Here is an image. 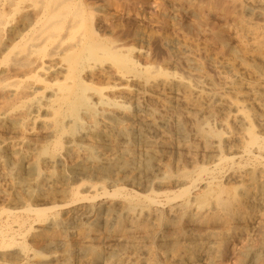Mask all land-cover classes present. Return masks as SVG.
<instances>
[{"label": "bare ground", "instance_id": "1", "mask_svg": "<svg viewBox=\"0 0 264 264\" xmlns=\"http://www.w3.org/2000/svg\"><path fill=\"white\" fill-rule=\"evenodd\" d=\"M89 1L90 0H0V127L4 126V128H6V130L13 131V132L23 131L24 129L21 130V128H19L21 125V122H23L29 118L31 119V117H32L33 123H31V124H38L42 128V129H40V128L39 129L43 131L42 134L45 137H47L49 139L53 137L56 139L54 142V148H55L54 153H48L49 149L46 146H45L46 148L41 147L37 151V153L40 155H48V157L46 159H41L39 157L37 158V153L34 154L31 152V151H33L32 150L33 146H31L29 144L30 142H26L25 140H22L21 143H17V142L16 143L19 147L21 145L24 146L26 150L18 149L17 146H15L16 144H11L8 142L0 141V180H2L13 191V193L8 195V197H7L9 200L8 202L17 203V204L19 203V204H21L20 207H23L20 210H15L13 208L14 211L13 210L9 211V209L5 210L4 207L0 208V264H18V263L24 262L25 260H27L28 264H59L58 259H57L56 255H54V254L51 257H48L47 259H42V260L39 259L38 260L36 258V256L34 258L33 257L31 258L30 257L31 253L29 251H26L25 247H23L22 252L21 251L20 252L13 251V249H14L13 247H15V245L20 243V242L17 243V239L18 238H20V240L25 239V236H28L26 233H28L29 231L30 232L33 231L32 237L34 239L47 242L48 247L56 246L59 248H64V251L62 252L61 256L63 257L64 261H66L65 264H71L68 262V261L71 262L70 257H75L76 255L82 256V254H84L85 256L88 257V260H87L88 264L98 263L99 260L102 258V256H104V254L109 255V258L111 259L110 264H151V263H148L146 258H145V256L149 255L148 251L146 250L145 245H144L145 242H148L147 241L148 239L145 237V234H146L145 231H147L146 229H147L148 225H150L151 223L153 225H156V227L158 226L157 222L159 221V216H160L158 207L161 204V202H159V200H160L159 198L161 196L167 198L166 200L163 199L164 200L163 202L166 203V205L167 204L172 205V209L170 211L172 213V218H173L174 222H177L180 219H183L185 217V214L187 212L186 208H187V205L189 204V202L187 200V196L189 193L188 188L181 190V192L175 194V196L173 198H171L169 196L170 190L172 188H174V186H178L180 183L179 182H171V181L166 182L165 181V180L169 179V177H170L168 170L170 169V165H171V163L169 161L170 157H167L165 151L168 148L170 149L171 147H175L171 141V139L174 138V137H172L174 135V133L176 134L175 130H173V128H172L173 122L177 123L178 127H180L179 128L180 131H182L184 133H187L188 131L191 130L190 127L188 128L189 125L187 126V120L192 119L191 113H188V115L190 114V116L187 115L188 117H186V118L184 116H182L181 114L178 115L177 112L179 110L176 112L177 106H184V109L186 107L189 110L193 106H196V105L200 106V108H202V107L205 108V106L214 107L217 109H221V108L225 109L227 107H230L231 111L233 110L235 112L233 115V119L231 120L232 126L225 123V122H221L220 127H222L226 131L227 134H230L232 129H234V128L235 129L237 128L238 130H240V132L242 131L241 134L243 135L244 139L247 142H246V145L244 147H242L243 149H242L241 153L248 156V157H251L253 159V161L255 162V164H253V165H245L244 167H240V168L234 167L233 168V170H232L233 172H231V174H230V179H231V181L232 180L236 181L239 184V186L237 188L238 192L235 191L237 194L232 197V201L225 200V198L223 197V190L218 185H214L216 182H214L212 180V178H211V181L209 183H207L208 185L206 184L207 186H209V189L207 192H205L200 197L201 201L206 202L210 199H214L216 206L220 207V209H223V212L226 211L225 213H228L227 211L231 210L232 203H234L236 205L235 207H238V210H236V211L234 210V212L231 213L232 217L234 218V220L238 224L242 223V225L246 222L250 223L256 219H260V218H258V214H259L258 212H260V213L264 212V207L263 208L262 207L257 208L258 203L256 201L257 199H255V195H256L257 190L259 189V187L261 188V186L264 185V136L261 132V131H264V124L261 125L262 124L261 122H260L261 124H259L260 116H259V114H257L256 112L253 111V109H255L254 107L256 106V108L259 107L261 110H263V111H261L259 109L258 111L264 112V86H263V84H260V83L254 85V86H249L248 89L246 88L249 91V93L247 94L248 98L245 97L246 100L243 98L241 99L239 96V93L242 91V89H241V91L238 92L239 88L238 89L234 88V85L230 84V82L232 80L230 82H227V81L225 82V78H223L224 81H222V79H220V81L224 82L222 84H224L226 88H229L226 90H230L231 92H233L232 95L233 94L234 95L231 96V99H223L221 97L220 98L219 97H217V98L213 97L210 93L211 90L208 86L204 85V83H202V82H201L202 84H199V85H192L191 83H189V81L190 82L192 81V80H189V78H188L189 81H186V80L181 79V78H179L178 80H174V78H173L171 80L168 79V80L164 81L162 84H160L161 85L160 88L162 90V93H160L158 91L160 96H157V97L151 94L152 91L150 89L147 88V90H145L146 87H145V89L141 88V90H137L135 87H134L135 89H133L131 87H124V86L117 88V89L116 88H110L111 90H109V92H108L109 95L108 94L105 95V94H103V92H99L100 94L97 97L98 98L97 100L99 102H108L111 99V101L116 103V100L118 98H126L138 106H141V105L147 106L148 104L154 105V107L151 105L153 107V109H152V112H153L152 120L147 122L148 121V119H147V121H146L147 123L145 126V128H148L147 129L148 132L153 130L156 133L154 140L149 139V138H151V136L147 137V136L143 135L142 133L139 134V136H140L139 138L141 139L140 142H142L141 145H143L144 149L140 154H137L138 155L137 156L136 152L134 151L136 147L135 148L131 147L132 145L129 144V142H128L129 140L127 139L128 138L127 133L130 132L129 129H131V128H129V126H130L129 124H128L129 125L128 127L125 126L128 128V132L125 131L126 133L120 132L118 135H117V133H116V135H112L111 132L106 131V129H103V130L100 129L98 127V125L96 123H94V124H92L91 128H89V129H88V127L87 128L85 127V129H87V131L85 134H83V136L81 137L80 140L82 141V143H85L86 147L89 149L90 148H95V149L97 148V150L100 149L102 152H106V151L110 152V154H108V155H106L104 153L102 159L98 163L90 161V159H91V158L89 159L90 156L89 157L85 156V155H87L85 153H84L85 154L84 156L81 155L79 150H78V147L74 144V142H72L70 140H68V141L66 140L67 143L66 144L64 143L65 145H67L65 147L66 152L73 159V165H71L72 167L70 166L71 167L70 170H72V174L75 176L74 179L75 178H76V180L78 179L77 180L78 183L72 182L73 185L74 184H80L79 179H85L86 182L84 180H82V182H83L82 185H79V186L74 185L75 187L71 188V187H69V183H70V181L73 180V178H69L67 174L60 173L57 175L55 172H51V171H49L48 173L46 172V174H43L41 172L42 165H43V167H44V164L53 167V165H52L54 163L53 160L57 159V153L62 148V135H61V133H64V136H65L66 132H64V131L66 129V126H68L67 124H65L66 119L67 118L71 119V121H73V123H75V124H80L81 120H83L81 118V116L79 115V110L82 106H84L86 103H88V100L90 99L88 97L89 85H87V83L83 79V74L90 69L91 63L93 61H96L97 59L101 58V59H110V60L113 59V60L124 61L125 67H136V66H138V62L135 60V57H133L131 55V52L133 50L132 47H130V48L127 47V44L124 42V39L117 37V35H118L117 33L116 34L113 33L110 36H109V34L107 35V33H108L107 29H110V28H108V27L104 28L105 25H104V27L100 26L101 23H99V21H100L99 17H101V16H99V14L100 15H101V13L105 14L106 11L108 10L107 6L104 5L101 7H96L95 4L98 2H95V4H91V3H89ZM104 1L102 0L101 3ZM245 3H246L247 7L250 5L251 9L253 7L255 9L256 8L259 9V12L261 11L260 9H262V11L264 10V0H246ZM108 4L109 3H107V5ZM247 4H249V5H247ZM98 5H99V3H98ZM26 9H28V12L24 13L23 11H25ZM244 10H246V9L244 8ZM236 13H238V12H236ZM256 13H257V11H256ZM18 14L21 15L20 17H18L19 20L17 19V16H19ZM103 14H102V16H103ZM107 17H108V15H107ZM103 18H105V17L103 16ZM104 21L106 22V20H104ZM14 22L16 24L14 26H12V23L14 24ZM104 23L102 22V24H104ZM107 23H108V21H107ZM248 25L249 24H247V26ZM255 25L257 26V24H255ZM256 26H254V27L256 28ZM118 27H120V25L119 26L112 25L113 30L117 29ZM136 28L139 30L138 27H135L134 29H136ZM243 28H245V25ZM263 28H264V26H263ZM143 29H144V27H143ZM257 30H256V32H257ZM259 30H260V28H259ZM142 31H144V30H142ZM252 31L248 32V33L252 34ZM109 32H111V31H109ZM259 32H261V31H259ZM5 33L7 34V37H5L6 41L5 42L3 41L4 42L3 43L2 39H3V36ZM254 33H255V30H254ZM148 34H149V32H148ZM261 35H263V32ZM124 36H126V35H124ZM251 37L253 39L255 37H258V39H259V35L255 36V37H253V36H251ZM256 40H257V38H256ZM260 42L264 43L262 41H260ZM130 43H132V41ZM243 43H244V40H243ZM245 44H246V42H245ZM262 46H264V45L262 44ZM135 47H138V46H135ZM247 47H245V49ZM138 51H140V50H138ZM143 51H141V52H143ZM259 51H260V49H259ZM132 54H133V52H132ZM137 54L138 53H136V55ZM139 58H141V57H139ZM233 58H234V56H233ZM251 58H253V57H251ZM122 59H124V60H122ZM143 59L144 58H142V60ZM236 65L234 67H237L239 64L237 66ZM241 66H243V65H241ZM102 69H103V67H102ZM230 69H232V68H230ZM234 69H236V68H234ZM239 70H240V68H239ZM254 70L256 71V74L258 76H260V78L264 75V50L261 53L260 62L259 61L255 62ZM95 71H97V70L95 69ZM111 71H114V69L112 70V68H111ZM139 72H137V73H139ZM220 73H222V72H220ZM139 74H142V72ZM233 74L231 75L232 77L234 76ZM103 75H105V78H110L108 80H111L112 78L114 79V77L110 76V74H108V73H105ZM257 75L254 74L253 76H257ZM96 76H97V74H96ZM178 76L180 77V75H178ZM101 77H102V75H101ZM116 77H118V76H116ZM253 79H254V77H253ZM258 79L259 78H257V80ZM92 80H93V78H92ZM242 80H240V81L242 82ZM111 81H109V82H111ZM126 81H127V79H126ZM128 81H130V80H128ZM240 81H239V83H240ZM122 82H124V81H122ZM145 82H147V81H145ZM96 83H97V81H96ZM100 84L105 85V83H100ZM119 84H121V83H119ZM128 84H130V83H128ZM131 84H133V83H131ZM131 84H130V86H132ZM140 84H141V82H140ZM154 84L155 83H153L152 85H154ZM96 85H98V84H96ZM121 85H124V84H121ZM112 86H110V87H112ZM148 87H149V85H148ZM226 93H227V91H226ZM94 94H95V92H94ZM245 95L246 94H244V96ZM94 100H95V98H94ZM120 104H122V103H120ZM145 108H147V107H145ZM214 108H211V109H214ZM177 109H179V107ZM211 109H208V110H211ZM104 110H106V109H104ZM189 110H187V111H189ZM107 111H109V110H107ZM134 111H137V110H134ZM141 111H142V109H141ZM181 111H183V109ZM193 111H195V110H193ZM196 111L198 112L197 109H196ZM207 111L205 113H207ZM197 112H195V113L197 114ZM126 113L127 112L125 111L124 114L126 115ZM137 113H139V115H140L141 112L138 111ZM122 115H123V113H122ZM139 115H137L138 118H139ZM147 115H149V113ZM150 115H151V113H150ZM185 115H186V112H185ZM224 115H226V114H224ZM119 116H121V115H119ZM149 116H148V118H149ZM119 118H121V120H123L122 116ZM214 118H216L215 115H214ZM262 118H263V116H262ZM142 119H144V118L142 117ZM202 119H204V118H202ZM210 119H212V118H210ZM85 120H86V118H85ZM138 120H140V119H138ZM197 120H198V118H197ZM205 120L206 119H204V121ZM215 120L220 121L221 119L218 120L216 118ZM224 120H226V118ZM90 121H92V120H90ZM90 121L88 122V124L90 123V125H91ZM156 121H161V122L167 124L169 126L168 131H166V130H165L166 132H163L162 130L159 131L158 128L156 127ZM213 121L214 120L212 119V122H211L212 125L214 123ZM48 122H50V123H48ZM124 122H126V121H124ZM139 122H141V121H139ZM194 122L196 123V120ZM198 122H200V121L198 120ZM134 123H135V121H134ZM108 124L110 125L111 123H108ZM190 124H193V123L190 122ZM71 125H72V122H71ZM71 125H70V127H71ZM136 125H138V124H136ZM119 126L120 125H118V127ZM160 126H162V125H160ZM191 126H194V125H191ZM113 127H115V126H113ZM135 127H137V126H135ZM164 127H166V126H164ZM220 127H218V128H220ZM43 128H44V130H43ZM108 128H110V126ZM115 129H116V127H115ZM115 129H113V130H115ZM176 129H177V127H176ZM118 130H119V128H118ZM133 130L135 131V129H133ZM31 131H32V129H31ZM134 131H132V132H134ZM138 131H139V128H138ZM191 131L194 133L193 136H195V138H197L199 140L200 139L208 140V138H209L208 133L210 130H208L205 125L197 124V125H195V127ZM140 132H142V131H140ZM5 133H7V132H5ZM22 133H24V132H22ZM155 133H154V135H155ZM0 134H2V133H0ZM16 135H18V134H16ZM237 135H239V134H237ZM19 136H21V135H19ZM27 136H29V135H27ZM44 136L42 138H44ZM137 137H136V139H137ZM235 137L240 138L239 136H235ZM21 138H22V136H21ZM37 138H39V137H37ZM42 138H40V139H42ZM9 139H12V138H9ZM193 139H194V137L192 138V140ZM14 140H16V139H14ZM77 140H79V139H77ZM199 140H197V142ZM210 140H211V138H210ZM130 141H131V139H130ZM77 142H80V141H77ZM121 142H122V144H121ZM194 142H196V141H194ZM227 142L229 143V141H227ZM177 143H178V141H177ZM205 144H206V146H209L208 148H210L212 150L217 151L219 149V145H216L217 143H215L214 141H213V143H208V144L205 143ZM38 145H39V143L35 144L36 147H38ZM199 145L201 146V143ZM175 149H177V151L188 152L190 154L195 153L197 151V148L194 145H188V144L183 146V147L176 146ZM52 150H53V148H52ZM200 150H201V148H200ZM255 150H256V152L259 153V155L254 153ZM94 151H96V150H94ZM3 153H6L8 155V160L13 163V166L15 167L14 168V174H12V171L10 172L9 170L6 169L7 164H5V161L2 158ZM236 153L237 152H235V154ZM59 154L61 155V152ZM159 154H161V155H159ZM175 154H176V152H175ZM221 155H223V154H221ZM66 156L67 155H65V157ZM100 156H101V154H100ZM100 156H98V157H100ZM236 156H238V155H236ZM201 157H203V155ZM240 157H242V155H240ZM67 159H69V157H67ZM208 159H210V158H208ZM208 159H207V161H208ZM212 159H214V158H212ZM61 162H63V161H61ZM201 162H202V160H201ZM203 162H204V160H203ZM68 163H70V161ZM162 163H163V167L159 166ZM175 163H174V165H175ZM214 163H215L214 164L215 169H221L224 165H230L231 164V166L232 165L234 166L235 165V159L231 158L230 156L229 157L220 156V158L218 157V159H216V161H214ZM249 163L251 164L253 162H249ZM206 164H208V163H206ZM8 165H10V164H8ZM181 166L183 167V165H181ZM191 166H192V164H191ZM173 167H175V166H173ZM236 167H237V165H236ZM210 168H206V167L201 168L200 172H199L200 174L197 177V180L201 181L204 178L212 177L211 174L213 171L211 172ZM161 169L164 170L165 175H164V178L161 177L163 175H160V177H161L160 179L158 178L159 182H157V183H158V186L160 187V188L158 187L160 189V191L159 190L158 191L153 190L150 192L149 195H147V196L142 195L141 197H137V196L132 195L130 193H129L130 195L128 193L127 194L123 193L122 194L123 195L122 196L123 201L121 203H119L118 209H117L118 212L120 210L124 216V222H123L121 228H123L124 229V230L122 229L123 232L127 236H129V238H131L130 239L131 242H129L131 244L129 245V247L131 249H133L134 251L138 252L139 255H141L140 257H137V258L133 257L132 254H130V255L128 254L127 256L117 255L118 251L116 248L117 247L116 244L123 240V239H117V238H108V239L103 240L97 236L94 239V241H98V244H100L104 248H101L99 246H89V245H86L85 243L84 244L74 243L72 245V247H70V248L65 247L64 238L61 236L62 232L60 233V230L62 229V227H64V224H67L68 221H70V220L72 221V220L77 219L79 217V215H78L79 213L72 211V209L70 210V208L73 207V206H71V205H73V202H79V201L82 202V199H81L82 189L84 188L87 191H89V190L91 191L93 189H96V185H93L90 182V179H97L98 181L101 180L102 182L107 181V180H117L118 179V180H121L125 183L126 182L131 183L130 185L134 184V186H135V183H137V181L141 180L142 177H146L147 175L149 177H152L149 174H153L154 172H156L155 170L161 171ZM181 169H183V168H181ZM12 170H13V167H12ZM50 170H51V168H50ZM66 170H68V169H66ZM60 172H62V170ZM219 172H221V171H219ZM223 175H225V174H223ZM192 176H193V174H192ZM149 177H146V178H149ZM221 177H223V176H221ZM155 178H156V176H155ZM192 179H193V177H192ZM188 180H189V178H188ZM197 180L195 179V181H197ZM216 180L217 179H215V181ZM198 181H197V183H198ZM225 181H227V179ZM206 182H208V181H206ZM5 184H4V186H6ZM193 184H195V182ZM1 185H3V184L1 183L0 186ZM190 185H192V184H190ZM228 185H230V184L228 183ZM101 186H103V185H101ZM136 187L137 186H135V188ZM186 187H187V185H186ZM194 187H195V185H194ZM122 188L123 187H121L120 190H123ZM97 189L99 190V188H97ZM262 189H263V187H262ZM131 190L135 191L134 189H131ZM21 191L23 192V194L21 193ZM1 192L3 194H5L3 191H1ZM136 192L137 191H135V193ZM227 192H229V191H227ZM108 193H107V195H110ZM197 193H199V192H197ZM103 194H104V192H103ZM6 195H7V193H6ZM19 195H21V196L19 197ZM113 195L115 196V194H113ZM104 196H105V194H104ZM104 196H103V198H104ZM118 196H116V197H118ZM227 196H228V194H227ZM84 197H86V196H84ZM100 197H102V196H100ZM106 197H108V196H106ZM64 198H69L72 200V203H70L71 207H68V205L67 206L59 205V206H54V207H50V208H45L48 205H52L54 203L56 204L57 201L59 202V200H63ZM96 198L97 197L95 195V199ZM110 199H112V198H110ZM176 199H182V203L174 205L175 204L174 202ZM189 199H190V197H189ZM3 200H7V199H5V197L0 196V202ZM91 200H92V198H90V201ZM93 200H94V198H93ZM115 200H116V198H115ZM140 200L143 203L147 204L148 207L151 206L154 208L153 209L154 213L153 212H151L152 214L151 213L150 214L144 213L145 214L144 219H140L138 217L139 215H137L138 213L136 214L134 212V208H135L134 205L137 202H139ZM191 202H192V200H191ZM59 204H60V202H59ZM74 204H76V203H74ZM103 204H106V203H103ZM112 204L113 203H111L110 207H112L114 205V204L113 205ZM200 205L204 206L203 204H200ZM214 205L215 204H213V206ZM81 206H84V205H81ZM162 206H164V204ZM86 207H88V205ZM10 208H12V207H10ZM15 208H17V207H15ZM98 208H97V211H98ZM193 208H194L192 211L193 214H190L191 221H194L196 219L199 220V218L204 216V215H200L201 214L200 210H202L204 207L202 208L200 206H196ZM57 209H64L65 211H67V213L70 215V219L69 218L66 219V217H64L65 220H62L61 218H59L60 215L58 216ZM102 209H103V207H102ZM215 209H216V207H215ZM220 209H219V211H220ZM112 210H113V207H112ZM138 210H139V208H138ZM243 210L246 212L248 211L249 214L247 216H245L243 213ZM77 212H80V211L77 210ZM81 212L83 213V211H81ZM88 212H90V211H88ZM90 213H92V212H90ZM112 213H114V212H112ZM217 213H219V212H217ZM108 214H110V213H108ZM112 215H114V214H112ZM210 216H211V214H210ZM222 216H224V215H222ZM107 217H110V216L107 215ZM52 220L54 222H52V224L47 227V224L50 223ZM104 220H106V219H104ZM76 223H77V221H76ZM104 224H105V222H104ZM78 225H80V224H78ZM36 227H38V228H36ZM165 227L167 228L168 226H165ZM192 227H190V228H192ZM199 227H200V225H199ZM70 228H71V226H70ZM121 228H119V230ZM205 228H203V230ZM92 229H94V228H92ZM99 229H101L100 226H99ZM231 229H233V228H231ZM171 230H173V229H171ZM108 231H110V230H108ZM165 231H167V230H165ZM211 231H212V229H211ZM215 232H216V230H215ZM99 233H101V232H99ZM81 234H82V232H81ZM95 234H98V233H95ZM105 234H107V233H105ZM217 234L216 233L208 234L206 237L210 241H209V243H205L202 241L201 237H198L196 235H192V233H191V235L186 237V241H188V244L185 243V245L183 246L182 253L175 252V249H173L172 245H175L177 242V239L173 238L169 241V243H170L169 246L167 248H165L167 250L163 251L162 259L166 262V264H196L199 262H201V263L204 262V264H207V262H209L211 256L213 254H217L219 251L220 247H217V244H218L217 240L219 238L218 237L219 235H217ZM116 235H115V237H116ZM82 236H80V237H82ZM199 239L201 240L200 242H198ZM78 240H79V238H78ZM35 241H33V243ZM83 242H84V240H83ZM254 246H255V244H254ZM17 248H20V246ZM31 249H33V248H31ZM29 253H30V255H29ZM59 253H61V250ZM168 253H170V255L172 256V257L171 256L170 257L173 259L174 262L170 261V259H169L170 257L168 255ZM45 256L43 258H45ZM243 256H245V255H243ZM38 257H40V256H38ZM76 261H77V259H76ZM152 261H154V260H152ZM61 262H63V261H61ZM83 262H78V263L80 264ZM103 263H104V260H103ZM85 264H87L86 260H85ZM219 264H220V262H219Z\"/></svg>", "mask_w": 264, "mask_h": 264}, {"label": "rangeland", "instance_id": "2", "mask_svg": "<svg viewBox=\"0 0 264 264\" xmlns=\"http://www.w3.org/2000/svg\"><path fill=\"white\" fill-rule=\"evenodd\" d=\"M101 1L102 0H90L89 1V3H91V4H95V2H98L99 5H98V3H96L95 4L96 7H101L104 5L107 6L108 10L105 13L106 15L101 13V15L99 14V16H101V17L98 16L100 18V21H99V23H101L100 26L104 27V25H105L104 28H107V27L110 28V29H107V32H108L107 35L109 34V36H110L113 33L114 34L117 33L118 34L117 37L124 39V42L127 44V47H129V48L132 47V49L135 52L132 50L133 54L131 52V55L133 57H135V60L138 62V66H136V67H125L124 61L113 60V59H111V60L110 59H101L100 58V59H97L96 61H93L91 63L90 69L83 74V79L85 80L87 85H89L88 97L90 98L88 100V103H86L84 106H82L79 110V115L81 116V118L83 120H81L80 124H75V123H73V121H71V119H68V118L66 119L65 124H67L68 126L65 125L66 126V129L64 131V132H66L65 136H64V133H61V135H62V148L63 149L61 148V150L57 153V159L53 160L54 163L52 162L53 163L52 165L54 168L49 166V165L44 164L45 168L42 165V169H41V172L43 174H46V172L48 173L49 171L55 172L57 175L60 173L67 174L69 178H73V180L70 181V183H69V187H71V188L75 187V186L82 185L83 184L82 180H84L85 182H86V180L85 179H79L80 184H74L75 186L73 185V183H76V182L78 183V181H77L78 179L77 180H76V178L74 179L75 176L72 174V170H70L72 167L71 165H73V159L66 152L65 147L67 145H65V144L67 143L68 140L74 142V144L78 147V150H79L81 155L84 156L85 154H87L85 156H87V157L90 156L89 157V159L91 158L90 161L98 163L102 159L104 153L106 155L110 154L109 151L102 152L100 149L97 150V148L96 149L95 148L89 149L86 147L85 143H82V141L80 139L83 136V134H85L87 131V129H85V127L86 128L88 127V129H89V128H91L92 124L96 123L100 129H102V130L106 129V131L111 132L112 135H116V133L118 135L120 132H125V131L128 132L127 127L130 125L129 128H131V129H129L130 132L127 133V135H128L127 139L129 140L128 141L129 144L132 145L131 147H134V148L136 147L134 150L136 152V155L140 154L144 149L143 145H141L142 142H140L141 139L139 138L140 137L139 134L142 133L143 135H145L147 137L151 136V138H149L151 140H154V138L156 136V133L153 130H151L152 132L150 130H149L150 132H148V130H147L148 128H145L146 123L152 120V117H153L152 116V114H153L152 109H153L154 105L151 104L153 107L150 104H148L147 106H145V105L138 106L126 98H118L116 100V103L111 101V99L109 100L110 102L109 101L108 102H99L97 100L98 99L97 97L100 94L99 92H103V94L109 95L108 92H109V90H111L110 88H116L117 89V88L124 86V87H131L133 89L136 88L137 90H141V88L145 89V87H146L145 90H147V88L150 89L152 91L151 94L157 97V96H160L159 92L162 93V90L160 88V86H161L160 84H162L164 81H166L168 79L171 80L174 78V80H178L179 78H181V79H184L186 81L192 80L191 82L189 81V83H191L192 85H199V84L204 83V85H206L210 88V90H211L210 93L213 97H216V98L221 97L223 99H231V96L234 95V94L232 95L233 92H231L230 90H226L229 88H226L225 85L222 84V83H224V82H222V81H224L223 78H225V82L226 81L230 82L232 80L230 82V84H233L234 88H237V89L239 88L238 92L241 91V89H242V91L239 93V96L241 99L242 98L245 99V97L248 98L247 94L249 93V91L247 89L249 86H254L258 83L263 84V86H264V75L260 78V76H258L256 74V71L254 70L255 62H257V61L260 62L261 53L264 50V46H262V44L264 45V43L260 42V41L264 42V28H263V26H264V10L262 11V9H260L261 10L260 11L261 13H260L259 9H257V8H256L257 10L254 7L251 9V6L249 4H247V5H249L247 7L246 3H245L246 0H105V1L103 0L104 2H102V3H101ZM107 3H109V4L107 5ZM244 8L246 10H244ZM256 11H257V13H256ZM23 12L27 13L28 9H26ZM236 12H238V13H236ZM102 14L105 18H103ZM18 15L19 16H17V19L19 20L18 17H20L21 15L20 14H18ZM107 15H108V17H107ZM104 20H106V22ZM107 21H108V23H107ZM15 22H14V24L12 23V26H14L16 24ZM102 22L103 23L105 22L106 24L105 23L102 24ZM247 24H249V25L247 26ZM255 24H257V26ZM112 25H114V26L120 25V27L113 30ZM244 25H245V28H243ZM254 26H256V28L258 30ZM135 27H138L139 30L137 28L134 29ZM143 27H144V29H143ZM259 28H260V30H259ZM108 30L111 32H109ZM142 30H144V31H142ZM254 30H255L256 34L254 33ZM256 30H257V32H256ZM251 31H252L253 35L251 33H248ZM259 31H261V32H259ZM148 32H149V34H148ZM262 32H263V35H261ZM124 35H126V36H124ZM258 35H259V39H258V37H255ZM251 36H253L255 38L253 39ZM5 37H7L6 33L3 36L4 40L2 39V42L6 41ZM256 38H257V40H256ZM242 39L244 40V43H243ZM131 41H132V43H130ZM245 42H246V44H245ZM135 46H138V47H135ZM245 47H247V48L245 49ZM259 49H260V51H259ZM138 50H140V51H138ZM141 51H143V52H141ZM136 53H138V54L136 55ZM138 56L141 58H139ZM233 56H234V58H233ZM251 57H253V58H251ZM142 58H144V59L142 60ZM122 60H124V59H122ZM236 64L237 65L239 64V65L237 66ZM235 65L237 67H234ZM241 65H243L244 67ZM107 66L109 68L111 67L112 70L114 69V71H111V68L109 69ZM102 67H103V69L104 68L105 69L103 70ZM238 67L240 68V70ZM230 68H232V69H230ZM234 68H236V69H234ZM95 69L97 71H95ZM137 72H139V73L142 72L143 75L139 74ZM220 72H222V73H220ZM228 72L230 74L234 73L233 74L234 76L232 77L231 76L232 74L230 75ZM105 73L110 74V76L114 77V79L112 78L111 79L112 81L108 80L110 78H105V75H103ZM96 74L98 77L96 76ZM254 74L257 76H253ZM101 75L103 78L101 77ZM178 75H180V77ZM116 76H118V77H116ZM253 77H254V79H253ZM256 77L259 79L257 80ZM92 78H93V80L94 79L95 80L93 81ZM188 78H189V80H188ZM126 79H127V81L128 80H130V81L127 82ZM220 79H222V81H220ZM240 80H242V82ZM96 81H97V83H96ZM109 81H111V82H109ZM122 81H124V82H122ZM145 81H147V82H145ZM239 81H240V83H239ZM140 82H141V84H140ZM152 82L155 84L152 85L153 84ZM95 83L98 84L99 86L96 85ZM100 83H105V85L100 84ZM119 83L124 84V85H121ZM128 83H130V84L133 83V84H131L132 86H130V84H128ZM147 84L149 85V87ZM110 86H112V87H110ZM226 91H227V93H226ZM94 92H95V94H94ZM244 94H246V95L244 96ZM94 98H95V100H94ZM120 103H122V104H120ZM145 107H147V108H145ZM178 107H179V109H177ZM103 108L106 110H104ZM205 108L204 107L200 108V106H198V105L193 106L190 110L186 107L184 109V106H177L176 107V112L179 110L177 112L178 115L181 114L185 118L190 116V114L188 115V113H191L192 119L187 120V126L189 125L188 128L190 127V129L192 130L195 127V125H197V124L205 125L207 127V129L210 130L209 131L210 134L208 133V137H209L208 140H205V139H204L205 141L203 139L199 140V139L195 138V136H193L194 133L190 129H189L190 131H188L187 133H184V132L180 131V129H179L180 127H178L177 123L173 122L172 128H173V130H175V132L177 134L176 135L174 133V135L172 136L174 138L171 139L174 146L175 147L176 146L183 147L187 144L188 145H194L197 148V151L195 153L190 154L188 152L177 151V149H175V147H171L170 148L171 150L168 148L169 150L167 149L165 151V153H166L167 157L171 158V159L169 158V161L171 163V165H170L171 170L170 169L168 170L170 177H169V179H167L165 181L166 182L171 181V182H179L180 183L178 186H174V188H172L170 190L169 196L171 198H173L175 196V194L181 192V190L188 188L189 193L187 196V200H188L189 204L187 205V208H186L187 212L185 214V217L183 219H180L177 222H174L173 218H172V213L170 211L172 209V205H168V204L166 205V203L163 202L164 200L167 199L165 197L161 196L159 198L160 200L162 199L161 201L158 199L159 202H161L160 206L158 207L159 208V214H160L159 221L157 222L158 228L156 227V225H153L151 223L150 225H148V227L146 229L147 231H145V233H146L145 237L148 239L147 241L149 242V243L145 242V244H144L145 248L149 254V255L145 256V258H146L147 262L151 263V264H166V262L162 259V255H163V251L167 250L165 248H167L169 246V244H170L169 241L171 239H173V238L177 239L176 244L172 245L173 249H175V252L182 253L183 246L185 245V243L188 244V241H186V237L191 235V233H192V235H196L198 237H201L202 241L205 243H209V241H210L206 237L208 234H210V233H216L217 234L218 233L217 235H219L218 236L219 238L217 240L218 241L217 247H220L219 251L217 254H213L211 256V258H210L209 262H207V264H219V262H220V264H252V263L253 264H264V212L263 213L258 212L259 213L258 218H260V219H256L250 223L246 222L242 225V223L238 224L234 220V218L232 217L231 213L234 212V210L235 211L238 210V207H235L236 205L234 203H232L231 210L227 211L228 213H225L226 212L225 210H224L225 212H223V209H220V207L216 206L214 199H210L206 202L201 201L200 197L205 192H207L209 189V186H207L208 185L207 183H209L211 181V178L214 182H216L214 185H218L223 190V197L225 198V200L232 201V197L237 194L236 192H238L237 188L239 186V184L236 181H234V180L231 181V179H230V174H231V172H233L232 171L233 168L234 167L240 168V167H244L245 165L255 164V162L253 161V159L251 157H248V156L241 153L242 149H243L242 147H244L246 145V142H247L244 139L243 135L241 134L242 131L240 132V130H238L237 128H236L237 129L236 130L234 128V129H232L230 134H227L226 131L222 127H220L221 122H225V123L232 126L231 120L233 119V115L235 112L233 110L231 111L230 107H227L225 109L224 108L217 109L214 107L205 106ZM207 108L208 109L214 108V109L208 110ZM254 108L255 109H253V111L256 112L257 114H259V116H260L259 124L262 123L261 125H263L264 124V112H261L263 110H261L259 107L256 108V106ZM133 109L137 110V111H134ZM141 109H142V111H141ZM182 109H183V111H181ZM196 109L198 110V112L196 111ZM259 109L261 111H258ZM107 110H109V111H107ZM187 110H189V111H187ZM193 110H195V111H193ZM125 111L127 112L126 115L124 114ZM138 111L141 112L140 115H139V113H137ZM206 111H207V113H205ZM121 112L123 113V115ZM185 112H186V115H185ZM195 112H197V114ZM148 113H149V115L151 113V115L150 116L147 115ZM223 113L226 115H224ZM119 115L122 116L123 120H121V118H119V117H121ZM137 115H139V118ZM214 115L218 120H220V119L221 120L220 121L215 120L216 118H214ZM82 116L83 117L85 116V117L83 118ZM141 116L144 119H142ZM148 116H149V118H148ZM262 116H263V118H262ZM85 118L87 121L85 120ZM197 118L200 122H198ZM202 118L206 119L205 120L206 122ZM210 118H212L214 120L213 125L211 124L212 119H210ZM225 118H226V120H224ZM138 119H140V120H138ZM147 119H148V121H147ZM90 120H92V121H90ZM195 120H196V123L194 122ZM89 121L91 122V125H90V123L88 124ZM124 121H126V122H124ZM134 121H135V123H134ZM139 121H141V122H139ZM71 122H72V125H71ZM190 122L193 124H190ZM31 123H33L32 117H31V119L29 118V119L21 122V125L19 128H21V130H23V129L24 130L19 131V132L8 131V130H6V128H4V126L0 127V133H2V134H0V141L8 142L11 144H16L15 146H17L18 149L26 150L24 146L21 145L20 146L21 148H20L17 145V143H21L22 140H25L26 142H30L29 144L31 146H33V149L32 148L31 149L34 152L33 151H31V152L34 154L37 153V151L41 147L42 148L47 147L49 149L48 153H54L55 152L54 142L56 139L53 137L50 139L45 137L42 134L43 131L40 130L42 128L38 124H31ZM48 123H50V122H48ZM108 123H111V124L109 125ZM136 124H138V125H136ZM70 125H71V127H70ZM118 125H120V126L118 127ZM160 125H162L163 127ZM191 125H194V126H191ZM109 126H110V128L111 127L112 128L111 129L108 128ZM113 126H115L116 129ZM125 126H127V127H125ZM135 126H137V127H135ZM164 126H166V127H164ZM175 126L177 127V129ZM117 127L119 128V130ZM156 127L158 128L159 131L162 130L163 132H166L169 129L168 128L169 126L167 124L161 122V121H156ZM218 127H220V128H218ZM138 128H139V131H138ZM31 129H32V131H31ZM113 129H115L116 131ZM133 129H135V131ZM43 130H44V128H43ZM132 131H134V132H132ZM140 131H142V132H140ZM5 132H7V133H5ZM22 132H24V133H22ZM261 132L264 136V131H261ZM154 133H155V135H154ZM16 134H18V135H16ZM237 134H239V135H237ZM19 135H21L22 138ZM27 135H29V136H27ZM43 136H44V138H42ZM235 136H239L241 139L238 137H235ZM35 137L36 138L39 137V138L36 139ZM136 137H137V139H136ZM193 137H194V139L192 140ZM9 138H12V139H9ZM40 138H42L43 140ZM210 138H211V140H210ZM14 139H16V140H14ZM77 139H79V140H77ZM130 139H131V141H130ZM197 140H199V141L197 142ZM77 141H80L81 143L77 142ZM177 141H178V143H177ZM194 141H196V142H194ZM213 141L215 143H217L216 145H219V149L217 151L208 148L209 146H206V144H205V143H207V144L213 143ZM227 141H229V143ZM233 141L234 142L236 141V142L234 143ZM199 142L201 143V146L199 145L200 144ZM36 143L37 144L39 143L38 147H36L37 145L35 146ZM121 144H122V142H121ZM52 148H53V150H52ZM200 148H201V150H200ZM94 150H96V151H94ZM60 152H61V155L59 154ZM175 152H176V154H175ZM235 152H237L238 154L237 153L235 154ZM99 153L101 154V156ZM254 153L259 155V153L256 152V150ZM5 154L6 153L2 154V158L5 161V164H7L6 169L9 170L10 172L12 171V174H14V168L15 167L13 166V163L8 160V155L6 154L7 155L6 156ZM64 154L67 156L65 157ZM221 154H223V155H221ZM239 154L242 155L243 158L240 157ZM159 155H161V154H159ZM202 155H203V157H201ZM236 155H238V156H236ZM98 156H100V157H98ZM220 156H227V157L230 156L231 158H234L235 159V165L234 166L233 165L231 166V164L230 165H224L221 169H215L214 168V166H215L214 161H216V159H218V157L220 158ZM38 157L41 159H46L48 157V155H40L37 153V158ZM67 157H69V159H67ZM208 158H210V159H208ZM212 158H214V159H212ZM207 159H208V161H207ZM68 160L70 161V163H68L69 162ZM201 160H202V162H201ZM203 160H204V162H203ZM61 161H63V162H61ZM205 162L208 164H206ZM249 162H253V163L250 164ZM174 163H175V165H174ZM8 164H10V165H8ZM191 164H192V166H191ZM181 165H183V167ZM236 165H237V167H236ZM159 166L163 167V163ZM173 166H175L176 168ZM12 167H13V170H12ZM180 167L183 168L184 170L181 169ZM200 167L201 168H203V167L210 168L211 167L210 168L211 172L213 171L211 174L212 177L204 178L203 180L198 181L197 177L200 174L199 173L200 169H201ZM50 168H51V170H50ZM66 169H68V170H66ZM61 170H62V172H60ZM155 171L156 172H154L153 174H149L152 177H149L147 175L146 177H149V178L142 177L141 180H139L140 182L137 181V183H135V186H137L136 188H135L134 184H132L133 185L132 186V185H130L131 183H127V182L125 183V182L118 180V179L117 180H107V181H103V182L101 180L98 181L97 179H90V182L93 185H96V189H93L91 191L90 190L87 191L83 188L82 192H81L82 193L81 194L82 202L81 201L73 202V205H71L70 203H72V200L69 198H64L63 200H59L60 204L57 201L56 204L54 203L55 205L52 204V205L46 206L45 208H50V207L59 206V205H63V206L68 205V207L73 206L72 208H70V210L72 209V211L79 213L78 214L79 217L77 219H74L72 221L71 220L68 221L67 224H64V227H62V229L60 230V233L61 232L63 233V234L61 233V236L64 238L65 247L70 248V247H72V245L74 243H79V244L85 243L86 245H89V246H99L101 248H104L103 246L98 244V241H94V239L97 236L103 240L108 239V238H117V239H123L122 241H120L116 244L117 245L116 248L118 251L117 255L127 256L128 254L129 255L132 254L133 257H136V258L140 257L141 255H139L138 252L134 251L133 249H131L129 247V245L131 244V243H129V242H131V240H130L131 238H129V236H127L123 232L124 229L121 228L122 224L124 222V216H123V213L120 210L118 212L117 209H118L119 203H121L123 201V199H122L123 193H125V194L130 193V194L135 195L137 197H141L142 195L143 196L149 195L150 192L153 190L154 191H158V190L160 191V189H159L160 187L158 186V183H157V182H159L158 178L159 179L161 177L164 178L165 174H164L163 169H161V171H158V170H155ZM219 171H221V172H219ZM191 173L193 174V176ZM223 174H225V175H223ZM160 175H163V176L160 177ZM155 176H156V178H155ZM191 176L193 177V179ZM221 176H223V177H221ZM188 178H189V180H188ZM195 179L198 181V183H197V181H195ZM215 179H217V180L215 181ZM226 179H227V181H225ZM206 181H208V182H206ZM0 182L3 184L0 186V196L5 197V199H7V200H3L0 202V208L4 207L5 210L9 209V211H11V210L14 211V209L15 210L22 209L23 207H20L21 204L8 202L9 200L7 197L11 193H13V191L2 180H0ZM194 182H195V184H193ZM228 183L230 185H228ZM4 184L6 186H4ZM185 184L187 185V187ZM190 184H192V185H190ZM101 185H103V186H101ZM194 185H195V187H194ZM121 187H123L122 188L123 190H120ZM156 187L157 188L159 187V188L157 189ZM262 187H263V189H262ZM97 188H99V190ZM131 189H134L138 193L137 192L135 193V191H132ZM1 191H3L5 194H3ZM227 191H229V192H227ZM103 192H104L105 196H104ZM197 192H199V193H197ZM6 193H7V195H6ZM21 193L23 194L22 191H21ZM93 193L96 195V197L99 200L97 198L95 199V195ZM107 193L110 195H107ZM113 194H115V196ZM227 194H228V196H227ZM83 195L86 197H84ZM20 196L21 195H19V197ZM100 196H102V197H100ZM103 196H104V198H103ZM106 196H108V197H106ZM116 196H118V197H116ZM189 197H190V199H189ZM90 198H92L91 201H90ZM93 198H94V200H93ZM110 198H112V199H110ZM115 198H116V200H115ZM255 199H257L256 201L258 203L257 208H261V207L263 208L264 207V185L261 186V188L259 187V189L257 190L256 195H255ZM191 200H192V202H191ZM139 202H137L134 205V207H135L134 212L136 214L138 213L137 215H139L138 217L140 219H144V217H145L144 213H147V214L148 213L150 214L151 212L154 213L153 207H151V206L148 207V205L143 203L142 201L140 203ZM74 203H76V204H74ZM103 203H106V204H103ZM111 203L114 204V205L112 204L113 210H112V207H110ZM174 203H175L174 205L181 204L182 199H176ZM212 203L215 204L214 206L216 207V209ZM163 204H164V206H162ZM200 204H203L204 206H201ZM81 205H84V206H81ZM87 205H88V207H86ZM192 206L193 207L200 206L202 208L204 207L202 210H200L201 211L200 215H204V216L199 218V220L196 219L194 221H191L190 214H193L192 211L194 209ZM10 207H12V208H10ZM15 207H17V208H15ZM102 207H103V209H102ZM97 208H98V211H97ZM138 208L140 211L138 210ZM219 209L221 212L219 211ZM77 210L80 212L83 211L84 214L82 212L81 213L77 212ZM57 211H58V216L59 215L61 216V217L59 216V218H61L62 220H65L64 217H66V219L67 218L70 219V215L64 209H57ZM88 211H90L92 213H90ZM107 212L110 213L111 215L112 214H114V215L111 216ZM112 212H114V213H112ZM217 212H219V213H217ZM243 213L245 216H247L249 214L248 211L246 212L244 210H243ZM210 214H211V216H210ZM107 215L110 217H107ZM222 215H224V216H222ZM104 219H106V220H104ZM76 221H77V223H76ZM52 222H54V221L52 220L50 223H48L47 227L50 226L52 224ZM104 222H105V224H104ZM78 224H80V225H78ZM199 225L201 228L199 227ZM70 226H71V228H70ZM99 226L101 229H99ZM165 226H168V227L166 228ZM190 227H192V228H190ZM202 227L203 228L206 227L207 229L205 228L203 230ZM36 228H38V227H36ZM92 228H94V229H92ZM119 228H121V229L119 230ZM231 228H233V229H231ZM171 229H173V230H171ZM211 229H212V231H211ZM214 229L216 230V232ZM108 230H110V231H108ZM165 230H167V231H165ZM81 232H82V234H81ZM99 232H101V233H99ZM95 233H98V234H95ZM105 233H107L108 235ZM26 234L28 236H25V239H23V240L22 239L20 240V238L17 239V243L18 242H20V243L15 245V247H13L14 248L13 251H16V252L21 251L22 252L23 247H25L26 251H29L31 253V255L29 253L30 257L34 258L36 256V258L38 260L39 259L40 260L47 259L48 257H51L54 254L57 257L59 264H65L66 261H64L63 257L61 256L62 252L64 251V248H59L56 246L48 247L47 242H44L41 240H36L32 237L33 231L32 232L29 231ZM115 235H116V237H115ZM80 236H82L83 238ZM78 238H79V240H78ZM83 240H84V242H83ZM33 241H35V242L33 243ZM200 241L201 240L199 239L198 242H200ZM254 244H255V246H254ZM19 246H20V248L21 247L22 248L21 249L17 248ZM30 247L33 249H31ZM60 250H61V253H59ZM168 255H169V257L171 256L170 253H168ZM243 255H245V256H243ZM38 256H40V257H38ZM44 256H45V258H43ZM171 257L169 258L170 261L174 262ZM70 259H71V262L70 261H68V262L71 264H76V263L79 264L78 262H83V261L84 262L80 263V264H85V260H86V263L88 264V262H87L88 257L85 256L84 254H82V256L76 255L75 257H70ZM76 259L78 262L76 261ZM60 260L63 262H61ZM103 260H104V263H103ZM152 260H154V261H152ZM110 262H111V259L109 258V255L104 254V256H102V258L96 264H105V263L110 264ZM22 263L28 264L27 260H25ZM22 263H18V264H22ZM93 264H95V263H93ZM196 264H204V262H202V263L199 262Z\"/></svg>", "mask_w": 264, "mask_h": 264}]
</instances>
